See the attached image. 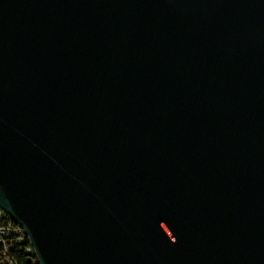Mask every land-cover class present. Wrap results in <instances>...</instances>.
Wrapping results in <instances>:
<instances>
[{"label": "water", "instance_id": "1", "mask_svg": "<svg viewBox=\"0 0 264 264\" xmlns=\"http://www.w3.org/2000/svg\"><path fill=\"white\" fill-rule=\"evenodd\" d=\"M0 207L40 264H264V0H0Z\"/></svg>", "mask_w": 264, "mask_h": 264}, {"label": "built area", "instance_id": "2", "mask_svg": "<svg viewBox=\"0 0 264 264\" xmlns=\"http://www.w3.org/2000/svg\"><path fill=\"white\" fill-rule=\"evenodd\" d=\"M25 251L33 264H40L25 229L0 207V262L14 263V249Z\"/></svg>", "mask_w": 264, "mask_h": 264}, {"label": "trees", "instance_id": "3", "mask_svg": "<svg viewBox=\"0 0 264 264\" xmlns=\"http://www.w3.org/2000/svg\"><path fill=\"white\" fill-rule=\"evenodd\" d=\"M12 255L15 258L14 263L0 262V264H33L32 259L23 250L14 249Z\"/></svg>", "mask_w": 264, "mask_h": 264}]
</instances>
